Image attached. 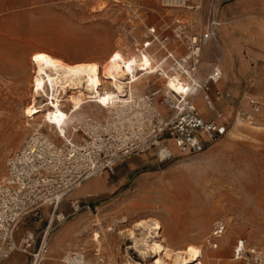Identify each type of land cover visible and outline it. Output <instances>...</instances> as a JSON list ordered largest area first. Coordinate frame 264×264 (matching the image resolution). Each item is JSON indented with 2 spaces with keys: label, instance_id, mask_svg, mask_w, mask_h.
Listing matches in <instances>:
<instances>
[{
  "label": "rangeland",
  "instance_id": "1",
  "mask_svg": "<svg viewBox=\"0 0 264 264\" xmlns=\"http://www.w3.org/2000/svg\"><path fill=\"white\" fill-rule=\"evenodd\" d=\"M231 1L225 0L223 8ZM206 24L203 11L164 5L162 0H0V178L10 157L43 125L40 118L26 119L38 101L32 83V62L38 52L70 62L90 60L103 66L119 62L126 67L131 57L140 55L136 48L144 45L149 27L169 35L176 46L178 33L193 35ZM184 51L183 46L180 53ZM215 53L214 47L206 51L210 58ZM251 72L238 97L228 86L222 88L223 107L217 104V110L224 114L229 130L234 126L231 135L220 137L201 153L178 155L164 164L141 153L148 162L133 170L118 189L95 188V181L107 178L98 177L82 185L87 194L79 198L77 209L71 207L70 214H63L60 205L56 214L62 219H53L52 206L46 205L22 221L17 234L22 239L34 232L36 251L47 238L40 264H65L69 252L81 254L84 264H133L138 250L127 230L147 218L162 224L164 245L202 246L203 264H242L232 261L233 248L241 239L264 249V61L253 62ZM148 79L140 80L143 92L164 81L154 74ZM99 105L86 101L81 121L87 116L103 118L105 109ZM197 105L213 116L201 98ZM240 114L247 121L235 129ZM43 130L47 131L46 125ZM69 130L74 133L72 124ZM80 191L74 189L66 200ZM125 218L129 222L123 223ZM217 220L227 224V231L219 239V248L211 249L206 241ZM154 256L148 257L147 264L155 261ZM10 262L32 264V258L18 250Z\"/></svg>",
  "mask_w": 264,
  "mask_h": 264
},
{
  "label": "built area",
  "instance_id": "2",
  "mask_svg": "<svg viewBox=\"0 0 264 264\" xmlns=\"http://www.w3.org/2000/svg\"><path fill=\"white\" fill-rule=\"evenodd\" d=\"M162 2L203 11L207 21L204 30L193 35L187 31L178 33L179 45L173 46L169 35L149 27L144 45L136 50L146 51L151 64L148 68L141 65L142 61L133 65V71L124 79V92L110 94V102L100 104L106 113L103 118L89 116L85 123L72 127L74 134L80 136L72 137V143L61 142L51 128L35 130L10 157L7 172L0 178V264L18 250L30 255L32 264H36L42 247L36 251L34 232H28L20 242L16 240L20 223L28 215H37L47 204L57 207L65 194L86 180L113 171L118 163L141 153L155 152L159 164L178 155L201 153L229 132L228 122L206 119L196 105L202 92L210 110L216 111V118L222 117L215 100L225 94L216 89L215 98L210 92L211 85L222 79L220 59L206 76L200 77L202 46L212 41L221 49V0ZM155 43L157 50L152 49ZM183 46L186 51L178 53L177 49ZM153 74L163 79V84L141 91L144 83L140 80L149 82ZM179 85L183 86L181 90ZM111 89L109 83H104L86 100L99 104L96 96ZM226 231L223 220L215 221L206 241L209 248L218 249L219 239ZM233 259L242 264H264V249L241 239L233 248Z\"/></svg>",
  "mask_w": 264,
  "mask_h": 264
},
{
  "label": "bare ground",
  "instance_id": "3",
  "mask_svg": "<svg viewBox=\"0 0 264 264\" xmlns=\"http://www.w3.org/2000/svg\"><path fill=\"white\" fill-rule=\"evenodd\" d=\"M181 49H177L178 53H180ZM144 52L146 51L140 52L138 58L131 57L126 67L119 62H111L104 66L90 60L70 62L46 51L38 52L35 58L33 57L34 61L32 62L34 65L32 83L36 87V98L38 101L36 108L28 110L26 119L35 120L40 118L43 125L36 130L43 129L44 125H46L47 128H51L54 131L61 142L72 143L71 139L72 137L75 138V134L70 132L69 124H72V127H77V125L85 123L89 116L84 118L83 121L81 120L85 115L83 108L87 97H92L93 94L99 91L100 85L104 83H109L113 89L109 93H99L96 96L99 99V104L107 105L110 102L112 94L123 93L124 87H126L124 79H126V75L129 72L133 71V65L139 64L142 61L141 65L148 68L151 64L152 59ZM222 79L217 85H219ZM177 88L181 90L183 86L179 85ZM199 98H201L208 111L214 114L215 111L210 110L204 101L202 92L199 93L196 105ZM221 100L223 99L218 98L216 101ZM67 106H69L68 110L65 109ZM199 110L203 112L200 108ZM203 113L207 115V113ZM242 116V114L237 116L235 129L240 128L247 121V118H243ZM215 119L217 122H222L225 120V116L222 113L221 118ZM95 178L98 177L96 176ZM95 178H90L87 181ZM84 183H81L76 189L81 188ZM69 193L65 194L57 207L52 206V208L58 209L61 202L66 201V196ZM75 208L77 209V206ZM55 216H59L60 219L64 217L54 213L52 218L54 219ZM122 221L123 223L129 222L126 218ZM161 230L162 224L155 218L142 219L136 222L132 229L127 230V235L134 240L133 245L138 250V253L135 252L134 254L137 260L133 261V264H147L148 257L153 254L155 255V261L151 264H203L204 252L202 246L196 248L189 247L187 249L166 246L160 241ZM48 232L46 235H48ZM46 239L43 241V247L36 264H40L45 260L44 254L46 250L44 247H46ZM232 261L235 262L233 259ZM65 264H84V257L81 254L69 252L65 259Z\"/></svg>",
  "mask_w": 264,
  "mask_h": 264
},
{
  "label": "crops",
  "instance_id": "4",
  "mask_svg": "<svg viewBox=\"0 0 264 264\" xmlns=\"http://www.w3.org/2000/svg\"><path fill=\"white\" fill-rule=\"evenodd\" d=\"M224 1L225 0H221V9L218 15L220 21L223 22V24L219 28V40L221 43V49H219L216 43L212 41L202 46L200 77L203 78L204 76H206L212 69V66L220 59V66L223 71V79L219 83V85L212 84L210 92L213 97H215L212 87H214L215 90L219 88L221 91H223L222 88L224 86H228L232 91L233 96L238 97L241 90L239 87L247 85V82L250 79L249 76L252 73L251 68L253 62L264 61V0H233L230 3H227L225 8H223ZM210 47H214L216 50L213 58H210L206 54V51ZM206 66L207 69L205 68ZM222 102L224 101L215 100L216 110L218 106L223 107V104H221ZM202 111L205 112L207 110L203 108ZM203 112H201L202 115L208 120L216 118V111L214 113L215 115L212 113V117L210 115H205ZM224 121L227 122V120H223L222 122ZM233 130L234 126L231 130H229L228 135H231V132ZM149 154H151V156L154 157L158 163L155 152H151ZM147 158V156L140 157L139 154H137L127 158V160L122 161L123 163H118L115 167L116 170L114 169L113 171H106L102 175L97 176H107V178L106 182L103 180L95 181V188L101 189L102 191H105L107 188L109 189L113 187L115 190L118 189L126 183L128 176L133 172V170H135L146 161L148 162ZM130 161H133V166L129 167L128 165L131 164H128V162ZM136 161H139L140 164H136ZM157 176L158 175H156L155 178H157ZM110 180L112 181V183H110ZM87 182L88 181L86 180L85 183ZM86 194V190L81 187V191L72 199L61 202L60 205L63 214L67 213V211H69L71 207L75 208V206H77L76 203L79 198ZM71 203L73 206L71 205ZM52 210V216H54V213H57L58 209L52 208ZM67 214L70 213L68 212ZM31 216L35 215H28L24 220L30 218ZM17 233L18 231L16 232V240L19 241L22 236ZM13 254L14 252L8 258L3 260L1 264H12L10 260ZM63 261L64 260H62V262Z\"/></svg>",
  "mask_w": 264,
  "mask_h": 264
}]
</instances>
